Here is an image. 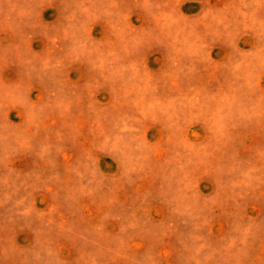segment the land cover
I'll list each match as a JSON object with an SVG mask.
<instances>
[{"label":"rangeland","instance_id":"obj_1","mask_svg":"<svg viewBox=\"0 0 264 264\" xmlns=\"http://www.w3.org/2000/svg\"><path fill=\"white\" fill-rule=\"evenodd\" d=\"M0 264H264V0H0Z\"/></svg>","mask_w":264,"mask_h":264}]
</instances>
